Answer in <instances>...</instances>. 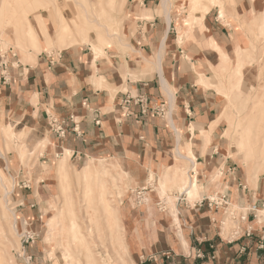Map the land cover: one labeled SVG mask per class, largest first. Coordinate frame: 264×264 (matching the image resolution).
<instances>
[{"label": "crops", "instance_id": "crops-1", "mask_svg": "<svg viewBox=\"0 0 264 264\" xmlns=\"http://www.w3.org/2000/svg\"><path fill=\"white\" fill-rule=\"evenodd\" d=\"M161 2L139 3L140 10L131 18L135 32L124 52L105 49L95 57L90 49L69 48L31 64H7L8 82L0 74V126L11 125L18 132L48 131L53 144L47 151L55 158L65 150L77 162L108 158L130 170V176L131 169L138 167L135 162L140 168L138 177L131 179L136 187L152 182L150 174L159 177V191L165 189L172 195L176 219L165 208L171 205L161 191L160 204L151 191L143 193L149 200L145 198L136 209L125 205L122 226L127 264H264V224L255 222L256 203L264 200V194L256 187L246 188L237 166L223 150L222 137L224 90L232 87L233 80L237 83L239 41L244 44L250 39L243 28L237 35L211 13L202 21L203 30L199 25L180 33L176 28L182 18L171 8L167 17L164 11L159 13ZM260 4L259 0H234L232 19L241 22L254 12L250 26L259 29L264 22ZM239 60L242 85L236 87L245 92L258 70ZM125 98L130 99L126 108L121 106ZM159 107L162 116L151 112ZM51 116L73 118L82 136L68 133L57 138L49 127ZM149 157L152 166L145 164ZM172 169L197 180L199 199L189 202L185 193L177 191ZM217 172H221L219 184L211 185ZM210 200L221 204L214 206ZM234 200L239 212L229 220L236 227L226 224Z\"/></svg>", "mask_w": 264, "mask_h": 264}, {"label": "rangeland", "instance_id": "rangeland-1", "mask_svg": "<svg viewBox=\"0 0 264 264\" xmlns=\"http://www.w3.org/2000/svg\"><path fill=\"white\" fill-rule=\"evenodd\" d=\"M41 1L43 0H38V3H42ZM57 1L61 6L60 12L67 21H71L75 14L82 10L81 5L86 8L87 20L92 21L90 22L91 25L88 23V28H90L88 35L90 41L95 43L99 49V52H95L89 45L84 43L66 47L62 50L53 47L50 50L41 49L37 52L29 46L24 35L18 41L21 46V48H18L13 42L14 37L11 33V27L5 28V24L0 23V57H4V62L10 65L15 62L31 64L36 59H44L49 55L56 56L57 53L69 48H81L86 51L90 49L95 57L103 54L105 49L124 52L135 32V20L131 18L135 13H138L140 10L139 3L143 0H116L118 6H116L114 16L110 19L108 0ZM259 2L262 3L260 5L263 9L264 0H259ZM208 3V0H200L199 5H195L194 9L193 0H167L166 3H163L162 0L158 12L164 11L167 17V13L171 8L170 10L173 13L179 14L182 20L179 21L176 29L180 33L185 32L188 28L192 31L196 27L199 28V25L203 30L202 21L207 13H211L210 16L214 15L216 18H219V13H222V18L220 17L221 20H219L221 25L229 24L237 35L243 28V33L247 34L250 39L249 42H244L245 47L243 41H239L240 50L237 52V63H241L242 60H239V58H242L247 66L252 63L250 67L257 68L258 72L255 81L251 82V87L245 89V92L241 86L236 87L237 83L240 84L242 76L237 78V83L233 80L232 87L229 85L224 90L225 108L222 117L226 121L222 135L223 150L226 156L237 166L238 171L244 178L246 188L253 190L256 187L259 193L261 191L264 194V20H262L263 24L259 29L256 26H250L255 17L254 12H250L241 22L233 20L234 0H219V3L209 7V11L204 13L205 5H208ZM36 5L37 2L0 0V13L4 15L5 19H8L13 10L18 11L20 16L22 12H25L31 26L37 29L38 36L42 41L43 36L36 27L35 21V15H41L44 19H47L48 33L54 39L55 31L48 20L47 12L36 11L34 9ZM133 6V11H130ZM194 16H196L195 20H193ZM120 22H122L123 29H121ZM99 25H107L109 27L108 33L111 36L108 37V34L103 33L104 30ZM2 32L8 34L9 40L1 37ZM100 35L103 37L102 40ZM235 46H237V43ZM30 57L33 58L30 59ZM230 60H232L231 56L228 57V61ZM234 77V74H232L231 78L234 79ZM0 128L2 130L0 133V255L5 257V264H28L27 262L29 264H66L60 249L54 243L49 244L45 241L46 237L52 234L48 223L56 209L62 205L66 195L70 193L74 196L77 192H80V180L82 178L79 173L88 158L79 162L69 158L65 174L60 176L57 169L59 158H55L54 153L49 155L47 151L49 146L53 144L48 131L30 133L25 130L18 132V129L12 128L11 125H1ZM6 129L12 133L14 138L4 134L3 130ZM240 138L244 141L243 148L239 146ZM107 159L102 158L99 160V158L90 157L91 162L96 164L110 161V159ZM145 160L146 165L152 166L150 157ZM134 164L138 167H136L137 169H131V176L130 170H124L120 166L118 169V172L124 175L127 184L121 203L120 205L117 204L122 218L125 205L137 208L135 192L142 189L145 194L153 191L158 198V204H160L161 191V197L167 198V202L171 205L169 207L165 205V208L171 209L173 214L172 195L165 189L159 191L157 185L159 177L157 180L153 176V181L148 182L142 188L136 187L132 183L133 180L131 179L138 177V169H140L138 164L135 162ZM171 173L172 177L177 179L182 178V174H184L182 171H174L173 169ZM220 173L217 172L215 176L211 177V185L218 186ZM17 175L21 180L17 178ZM22 176H26L27 180H24ZM62 182L64 183L62 184ZM62 187H65L67 191L64 192ZM6 190L9 192L8 195L5 194ZM4 194L5 196H3ZM144 196L146 201L149 200L147 195ZM199 198L200 196H197L189 202H194ZM50 204H52V208ZM232 204H235V200ZM256 204L257 208H264V200L258 201ZM247 208L243 209V215H246ZM236 209L230 207L226 215V224L229 223L228 225L232 227H236V225L230 223L232 221L229 220V217L239 212ZM97 217L98 228L93 227V233L89 241V247L94 253L95 264H122L123 260L126 261V256L119 252L117 245L111 241V231L106 228L103 217L99 215ZM255 222L256 224H264V215L257 213ZM27 236L31 237L32 240L29 239L26 242L24 238ZM75 251L76 264H90V262H93V258L91 260L87 259L81 246L78 245Z\"/></svg>", "mask_w": 264, "mask_h": 264}, {"label": "bare ground", "instance_id": "bare-ground-1", "mask_svg": "<svg viewBox=\"0 0 264 264\" xmlns=\"http://www.w3.org/2000/svg\"><path fill=\"white\" fill-rule=\"evenodd\" d=\"M21 1L28 3L37 2L34 9L36 11L47 12L48 20L54 28L55 35L54 39H52L48 33L47 19H44L41 15H35V21L36 27L43 36L42 41L38 36L37 29L31 26L28 15L25 12H22L20 16L18 11L13 10L8 19H5L4 15L0 13V23L5 24V28L11 27V33L14 37L13 42L18 48H21L18 41L22 39V35H24L29 46L37 52L41 49L50 50L53 47L62 50L66 47L76 46L79 43L89 45L95 52H99L95 43L90 41L88 35L90 28H88V23L90 24L92 21L87 20L88 13L83 5H81L82 10L75 14V17L71 21H67L60 12L61 6L57 0H43L41 1L42 3H38V0ZM166 1L167 0H163V3H166ZM199 2L200 0H193L194 9L195 5H199ZM208 2V5H205L204 13L209 11V7H213L216 3H219V0H208ZM116 6H118L116 0H108L109 19L114 16ZM142 12H147V9H143ZM221 14L222 13H219L222 18ZM195 19L196 16H194L193 20ZM168 20L169 18H167V22ZM121 24L122 22H120V25ZM99 26L104 30L103 33L108 34V37L111 36L108 33L109 27L107 25ZM121 29H123L122 25ZM100 34L102 33L100 32ZM1 35L2 38L5 37L6 40H9L8 34L2 32ZM102 38L101 36L100 39L102 40ZM31 58L33 57H30V59ZM241 66V63L238 62L235 71L238 78L241 77ZM3 131L5 135L13 137L12 133L7 131V129ZM243 145L244 141L240 138L239 146L243 148ZM68 151L65 150L62 157L57 160V169L60 176L65 174V169L67 168V161L70 158ZM247 152L249 153L250 151ZM188 154L195 165V158L190 153ZM118 169V161L101 162L98 164L87 161L82 170H79V174L82 178V180H80V192H77L74 196L69 193L64 197L62 205L57 209L55 208L56 211L53 213L48 223L50 232L54 235L50 234L49 237H46L45 241L49 244L54 243V245L60 249L66 264L77 263L75 259V250L78 245L84 249L88 260L94 259V253L89 247V241L93 233V227L96 229L98 228V215L103 217L106 228L111 231V241L117 245L119 252L126 256V249L123 242L122 214L118 205L121 203L120 201L122 195L125 193L127 184L124 175H121ZM173 170L175 171L176 169ZM152 177L153 175L150 174V180H152ZM181 179L182 181L178 182L176 178L172 177L174 182L173 185L180 194L185 193L189 200L200 196L201 185L196 183V179L190 180L186 173L182 174ZM63 183L64 182H62V184ZM157 185L159 187V181ZM164 185L165 183L162 185V188ZM62 190L65 192L66 188L62 187ZM5 194L8 195L9 192L6 190ZM5 194L3 196H5ZM50 207L52 208V204H50ZM231 207L238 208V205L235 203L232 204ZM257 213L264 215V208H257ZM173 215L174 219H176L175 212H173ZM5 262V257L0 255V264H5ZM90 264H95V259L93 262H90ZM122 264H127V262L123 260Z\"/></svg>", "mask_w": 264, "mask_h": 264}, {"label": "built area", "instance_id": "built-area-1", "mask_svg": "<svg viewBox=\"0 0 264 264\" xmlns=\"http://www.w3.org/2000/svg\"><path fill=\"white\" fill-rule=\"evenodd\" d=\"M3 57H1V62H0V68L3 69L1 71V76H2V81L3 82H8L7 79H6V65L7 63L3 61ZM130 99L129 98H125L123 101H122V107H127L130 103L129 101ZM137 102L139 103H142L141 100H137ZM163 107V105H162ZM162 107H159L158 109H151V112H156V115H160L162 116L163 115V108ZM49 127H50V130L51 132L59 139H63L65 138V136L68 134V133H72L76 138H80L82 136V133L81 131L79 130L78 126H77V123L74 122L73 118H69L67 120H61V119H57L53 116L49 117ZM96 124H98V121L95 122ZM135 200L137 202V204H140L143 202L144 198H143V190H139L137 192H135ZM208 203L210 204H213L214 206H217V204H221V202H214V200H210L208 201ZM256 207L253 206V210H255ZM32 240L31 237L27 236L24 238V240L27 242L28 240ZM28 260H30V258H28ZM29 264V262H27Z\"/></svg>", "mask_w": 264, "mask_h": 264}]
</instances>
